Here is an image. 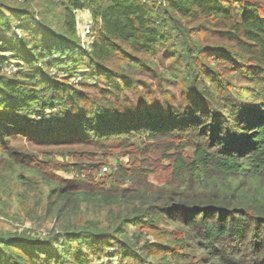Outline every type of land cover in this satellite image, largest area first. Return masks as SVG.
Here are the masks:
<instances>
[{"label":"trees","instance_id":"1","mask_svg":"<svg viewBox=\"0 0 264 264\" xmlns=\"http://www.w3.org/2000/svg\"><path fill=\"white\" fill-rule=\"evenodd\" d=\"M0 32V213L50 229L0 222V264H264V0H0Z\"/></svg>","mask_w":264,"mask_h":264},{"label":"rangeland","instance_id":"2","mask_svg":"<svg viewBox=\"0 0 264 264\" xmlns=\"http://www.w3.org/2000/svg\"><path fill=\"white\" fill-rule=\"evenodd\" d=\"M25 2H26V0H23L21 3H25ZM89 19L93 20L92 15L89 12L83 11V12H81V13H79L77 15V24L78 23L82 24L84 21L89 20ZM20 20H22L21 17H18L17 15H13L11 17V20L2 23L1 29H3V31L9 32V33H7L8 34V38H6V42L9 45H13L16 48V50L22 54L23 62L25 63V65L26 66H29L31 64L34 65L36 63V59H34L30 55H28V51L26 50L25 46L21 42H19L17 40L10 39L11 37L13 38V36H14L13 30L18 32V35L20 37L22 35H24L23 32H25L26 27H25V24H21V25L18 24ZM93 22H94V20H93ZM1 34L3 35V32H0V35ZM2 35H1V37H3ZM18 35H17V37H19ZM78 35L80 36V31H78ZM80 39H81V43L82 44H84V45L90 44L89 39L81 38V36H80ZM31 54H33V52H31ZM59 157H60V155L58 156V158ZM130 160H131V157H129V156L121 157V156L117 155L114 158H110L109 159L110 164L106 165L108 167V172L107 173H109L110 170L114 166H118V165L126 166V165H128ZM102 171H103V169H102ZM160 175H161V177L165 176L164 173H161ZM156 176H158V175H156ZM156 176H154V175L150 176V178L152 179L153 182L158 183V184H161V183L164 182V180H156V178H155ZM17 209L19 210L18 205L16 203H14L13 204V208H12L14 213H16ZM0 222H3L6 225H8V230L7 231H9V232L10 231H13V232L19 231V233H20V231L21 232H26L27 230H31L32 232L35 231L36 233H40V232L41 233H45V234H49L50 233V229H48V228H46L44 226L34 227L30 223L14 222V221L10 220L9 218H7L6 216L2 215L1 213H0Z\"/></svg>","mask_w":264,"mask_h":264},{"label":"built area","instance_id":"3","mask_svg":"<svg viewBox=\"0 0 264 264\" xmlns=\"http://www.w3.org/2000/svg\"><path fill=\"white\" fill-rule=\"evenodd\" d=\"M17 1L21 3L23 0H17ZM34 22L37 23L36 20ZM94 27H95V23L91 19L84 21L82 24L78 23V30L80 31L81 38H86L89 39V41H91L94 32ZM13 34L17 36L18 32L13 30ZM10 58L11 57L9 55L7 56L0 55V61H1L0 68L2 71H5L9 74H13L19 70V67L17 65V62ZM107 172H108V167L105 166L103 168L102 174L105 175Z\"/></svg>","mask_w":264,"mask_h":264},{"label":"crops","instance_id":"4","mask_svg":"<svg viewBox=\"0 0 264 264\" xmlns=\"http://www.w3.org/2000/svg\"><path fill=\"white\" fill-rule=\"evenodd\" d=\"M79 31V30H78Z\"/></svg>","mask_w":264,"mask_h":264}]
</instances>
